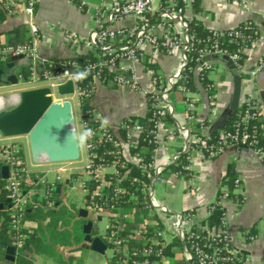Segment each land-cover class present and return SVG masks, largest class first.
<instances>
[{
	"label": "crops",
	"instance_id": "crops-1",
	"mask_svg": "<svg viewBox=\"0 0 264 264\" xmlns=\"http://www.w3.org/2000/svg\"><path fill=\"white\" fill-rule=\"evenodd\" d=\"M246 1V7H243L237 0H200L199 12H195L192 7L183 9V17L186 21L196 19L203 27L210 30L233 29L242 22L254 20L258 25V37L244 51V63L239 68L229 65L224 59L218 60L207 74L211 82L209 89L202 84L198 70L194 71L195 92H191V96L195 99L193 117L187 114L183 106L182 93L177 88L170 93L169 104L172 106V112L157 131L158 142L153 154L155 163L163 168V175L160 181L154 182L156 186L153 183L152 197L157 204L166 206L171 213L182 214L188 211L191 216L185 224L197 226L207 219L209 206L215 200L227 167L230 163L233 164L236 179L240 181L236 193L241 198L238 202L227 199L222 203L225 227L233 246L242 243L248 234L254 235L253 241L249 242L242 251L244 254L242 264H264V167L255 151L231 145L218 156L208 160L201 151L194 150L189 156L188 179L183 174L165 170L185 145L183 130H187L192 136L195 132H199L197 128L202 122L206 123V127L201 131L203 135L220 130L233 113V109L240 107L249 96L257 97L264 108V65L261 64L264 54V0ZM99 3L100 0H83V6L79 8L69 0H37L32 12H28L22 6L16 14L6 15L5 19H0V43H8L10 40L31 41L30 27L33 26L38 34L36 49L42 59L74 57L79 54L80 49L76 45L66 43L61 32L69 30L85 38L93 26V9ZM125 24L130 25L131 21H125ZM28 63L29 59L22 57L14 64L19 69L27 66ZM151 65L152 67L149 68L162 78L181 70L178 54L160 56ZM147 69L145 64L144 68H139L137 71L141 90H145L148 86ZM60 87L54 89L51 97L57 96L59 99L70 101L73 111L74 107L78 108L81 119L75 87L71 84V89L67 92H61ZM90 105L88 110L90 116L115 131L124 118L143 117L147 112V102L141 91H123L99 81L94 82ZM76 133L79 158L81 161L83 159L86 165L85 147L82 154L77 129ZM6 140L10 139H0V159L3 147L9 144ZM82 141L84 143L83 133ZM26 144L29 145V142L26 141ZM16 146L23 150V165L29 174L24 185L26 206H31L33 211L41 214L40 217L24 222V232L26 237L31 235L41 237L44 246L48 247L38 252L34 245L30 244L27 250L20 253L22 264H85L82 253L91 249L84 241L82 228L86 221L92 220L93 217L85 198L88 190L86 186L82 187V207L70 205L63 195V185L72 186L73 181L77 180L78 171L83 170L85 165L74 168L72 161L46 163L40 160L35 163L32 160L34 168L30 169L25 162L24 143L20 142ZM129 160L134 162L131 158ZM61 168H69V170L61 172L59 171ZM48 170L55 172L56 177L53 182H48L46 179L50 173L47 172ZM85 173L86 182L91 179L101 182L105 175V172L99 171L96 177L92 178L89 172ZM63 175H66V178L63 179ZM61 182L64 183L60 184ZM41 185L45 188L43 195L39 194L38 187ZM48 187L57 193L52 198V206L46 203L45 192ZM132 204L133 207L127 213L131 219L126 223L127 228H133L130 230V235L135 237L134 239H139L140 233L146 227H150L163 231L159 239L164 245L170 244L173 239L167 242L164 238V222H167L166 219L169 217L154 208L148 210L147 214L141 213L135 206V197L132 198ZM81 209L87 211L86 218L79 215ZM102 216L96 215V220L101 221ZM81 220L85 223L81 224ZM92 228L97 230L96 236L101 237L94 223ZM174 250H176L174 257L164 256L165 264H176L181 259H185L182 250L179 248ZM18 255L15 249L14 261H8L3 257L0 264H15Z\"/></svg>",
	"mask_w": 264,
	"mask_h": 264
},
{
	"label": "built area",
	"instance_id": "built-area-1",
	"mask_svg": "<svg viewBox=\"0 0 264 264\" xmlns=\"http://www.w3.org/2000/svg\"><path fill=\"white\" fill-rule=\"evenodd\" d=\"M37 0H0V10L5 11L7 16L16 14L22 6L28 12L33 11V7ZM71 3L78 5L79 8L83 6V0H69ZM194 0H100V3L93 9L92 22L93 26L89 30L87 36L82 38L78 34L69 30H62L61 36L66 43L78 46L80 52L78 55H85L93 52L97 57V62L88 64L82 72L71 71V68H77L76 62H67L58 69H52L51 65L42 59L36 49V39L38 37L37 30L31 26V41L7 44L0 43V62L5 61L10 57H27L28 74L26 80L23 81L18 75L19 81L17 85H34V87H47L50 89V94L60 86L71 83L75 87L78 97L79 109L81 112V129L84 137V147L86 151V165L85 169L90 173L92 178H95L99 171L111 172L119 175L118 169H126L123 176L128 173L126 163L136 165L149 179V182L142 185L141 192L144 196L143 208L145 210L158 209L162 214L167 215V225L180 241L188 238H197L193 233V227L186 225L190 214L171 213L166 206L157 204L153 200V183L160 181L163 175V168L157 165L154 161V151H151L152 160L148 162L142 161L138 156H131L129 154V146L138 140L140 134L144 130L142 125L138 122H124L115 131L109 128L102 121L93 119L92 122L84 118V111L81 101L90 99L92 97L93 85L95 81L106 82V85L113 86L123 91H141L144 95L147 106L151 111L148 122L152 124V129L149 131L153 135V143L157 145V131L165 122L167 116L172 112V106L169 104V95L174 89H178L183 95V106L190 117H193L195 108V99L191 96V92L187 89L184 81L183 71L187 66L188 53L196 51L199 55L195 70L198 72L210 71L216 65L219 59L226 56V51L219 48L217 40H210L209 38L203 43L201 47H195L193 36L188 31V21L183 17V9L192 7ZM243 7H246V0H237ZM130 20L131 24L126 25L125 21ZM214 33L219 31L213 30ZM235 37H239V31L230 29ZM254 41L250 42L252 45ZM247 49V48H246ZM244 49V51L246 50ZM82 51V52H81ZM178 54L181 60V70L175 74L166 77H160L156 72L149 68L147 69L149 75L148 86L145 90H141L139 80L137 78V71L139 68H144L145 64H154L160 56L176 55ZM76 55V56H78ZM240 58L238 53L228 56L232 65L239 68L237 61ZM261 64L264 65V54L261 59ZM106 70L111 77L108 79L101 77V70ZM91 77V79H88ZM88 80L86 87L80 88L78 83L80 80ZM43 84V86H40ZM38 85V86H36ZM15 99L9 102L10 106L18 104L19 94L14 95ZM244 103L247 108L242 114L243 120L255 118L262 121L264 127V108L255 96H249ZM3 109L5 107H2ZM86 113H89L87 111ZM203 123V122H202ZM75 129L76 125L74 124ZM206 126L200 125L194 135H190L187 130H183L182 134L186 139L184 147L181 152L193 151L191 143L199 145L201 151L206 159H212L218 156L223 150L231 145L244 146L252 149L261 159L264 167V152L255 147V141L252 140L248 132L236 129L234 133L220 132L219 140L215 144L207 143L206 139L210 138V134L203 135L201 131ZM123 128L126 130V139L119 135V130ZM106 144L111 145L118 151H110L114 157L109 161L102 160L99 164H94V158L97 157L96 149ZM126 151V152H125ZM18 148L14 145H5L2 149V157L0 162L9 167V177L6 179V188L8 190V198L10 199V233L13 234V247H20L26 238L24 232V213L26 207V194L23 186L28 180V172L24 168L23 161L17 155ZM127 154V156H126ZM179 153L173 157V162L177 160ZM79 158V149L77 156ZM134 162H131L129 159ZM73 159V160H75ZM41 161L50 163L46 158ZM69 168H61L59 171L66 172ZM47 172H50L48 170ZM59 177H57V180ZM120 178L116 180L114 189L110 194L104 193V186L107 185L104 178L98 186L95 195L99 204L91 203L92 209L102 212L103 210H116L115 221L118 223L117 232L126 227L128 214L120 213V209L116 206L117 200L124 193V188L121 186ZM240 181H234V192H238ZM48 191H52L48 187ZM48 196L46 198L48 199ZM131 195L130 198H134ZM225 201V200H224ZM222 201V203L224 202ZM234 201H239L234 199ZM48 205L52 203L47 200ZM106 206L107 208H103ZM119 210V211H118ZM209 210V209H208ZM209 212V211H208ZM209 215V214H208ZM119 219V221H118ZM201 228V225H197ZM207 228V227H206ZM206 243L204 247L199 246L198 243L192 242L190 247L183 244L181 250L184 254L185 260L189 263L193 257L196 258L197 264H235V261L240 260L242 251L247 244L254 239V235L248 234L242 243L237 246L231 244V238L225 227L224 217L219 227H212L207 229ZM162 232L157 231L156 236L161 237ZM110 241L120 248L126 245L127 239L119 238L115 234L110 235ZM222 242L221 246L216 243L211 246L212 242ZM157 240L150 242L151 246L140 251L139 256L148 257L155 254L160 258V261L151 262L148 258L140 262V264H162L164 256H162L161 249H154L158 245ZM160 245H164L160 242ZM222 251L226 252L225 255ZM131 255H137L138 252L133 251Z\"/></svg>",
	"mask_w": 264,
	"mask_h": 264
},
{
	"label": "trees",
	"instance_id": "trees-1",
	"mask_svg": "<svg viewBox=\"0 0 264 264\" xmlns=\"http://www.w3.org/2000/svg\"><path fill=\"white\" fill-rule=\"evenodd\" d=\"M199 2L200 0H194L192 4V8L195 12H199ZM36 7V3L34 5V9ZM6 13L3 10H0V19H5ZM235 30L239 31L240 36L235 37L231 33L230 29L219 31L217 33H214L213 30L207 29L203 27V25L197 21L196 19H192L188 21V31L193 36L195 47H201L203 43L209 38L210 40L214 41L217 40L218 46L220 49L226 51V56H228L238 53L240 58L237 61V65L241 66L244 63L245 54L244 49L248 48L250 46V42L254 41L258 37V25L254 20H249L246 22H242L238 24L235 28ZM16 43H23V41H12L10 40L7 44H16ZM199 55L196 51H190L188 53V62L187 66L183 71L184 81L187 89L190 92H195V86L193 82V75L194 71L197 65V59ZM9 62V58H7L5 61L0 62V69L6 70V66ZM45 62L46 65L50 64L52 69H58L62 65H64L67 62H76L78 64L77 68H71V71L74 72H82L88 64L97 62V57L94 55L93 52H90L85 55H78L71 58L66 59H58V58H51L46 59ZM147 67H152L151 64H147ZM23 73L27 76L28 74V66H23ZM209 71H202L199 73L200 80L202 84L209 89L211 87V82L207 78V74ZM101 77L108 79L111 77V74H109L106 70H101ZM89 81L82 79L79 81L78 86L80 88H84L88 85ZM106 85V82H102ZM91 99H85L81 101V105L84 106H91L90 102ZM247 108V105L243 103L240 107L236 108L229 119L223 124V126L220 128V130L210 133V138L206 139L207 143L215 144L219 140V134L220 132L224 133H234L236 129H240L241 131L248 132L251 135L252 140L255 141V147L259 148L261 151L264 152V127H262V121L256 120L255 118H251L248 120L242 119V114ZM91 109V107H90ZM151 115V111L149 109V106H147V112L145 116L143 117H126L123 119L124 122H138L143 127V131L140 134L137 141L130 144L129 146V154L131 156H138L142 159L144 162H148L152 160L151 151L155 148V144L153 143V135L149 133V131L152 129V124L148 122V118ZM89 113H84V118L88 119V121L92 122L93 119H90ZM168 118V116H167ZM166 118V119H167ZM165 119V120H166ZM206 126V123H200L198 127ZM126 130L121 128L119 130V135L121 138L126 139ZM191 147L194 150L199 149V145L196 143H191ZM110 151H118V149L113 148L111 145L106 144L104 146H100L96 149L97 157L94 158V164L101 163L102 160L109 161L111 160L115 154L109 153ZM191 151L188 152H181L179 151V156L177 160L173 163H171L169 166L165 168V170L170 171L171 173H180L183 174L185 178H189L190 175L188 173V166H189V156ZM17 155L20 157V160L23 161V150L21 148L18 149ZM126 163V168L128 169V173L123 176L124 171L126 169L119 168V175H116L111 172H107L104 175V180L107 183L106 186H104V193L106 195L110 194L112 189H114L116 180L121 179L120 183L121 186L124 188V193L120 196V198L116 202V206L118 209H120V213H128L129 210L133 207L132 199L130 198L131 195H134L136 198V208L141 213L147 214V211L143 208V201L144 196L141 192L142 185H145L149 182V179L146 178L145 174L134 164L132 163ZM76 176V175H74ZM236 180V175L233 170V164H229L227 167V172L222 178L221 186L216 194L215 200L210 204L209 206V215L205 221L201 222V228H198L196 225H193V233L197 236V238H188L184 241H180L178 238H174L170 244L168 245H160V242H162L160 237L156 236V232L159 231L157 229H153L150 227H146L141 233L139 239H134L135 237L130 235V230H132V227H125L123 230L117 232V225L118 224L115 221L116 210H110V214L108 215L109 219V226L107 228V234L105 238H101L103 243L106 245V247H111L113 249V255L109 261L108 264H140V262L144 261L146 258H148L151 262L154 261H160L159 257H156L155 254H151L148 257H141L139 256L140 251H143L144 249L151 246L150 242L152 240H157L159 243L158 245L152 246L154 249H161L162 256L165 257H174L176 255V250L174 248H179L181 250V247L183 244H186L187 247L191 246V243L196 242L199 244V246L204 247L206 243V235H207V229L212 227H219L221 225L222 219L224 217V208L222 205V201L227 199H238L240 200V195L234 192V181ZM87 185V194L85 196L88 204H99L100 202L97 201V197L95 195L96 189L98 188L100 182L96 181L94 179H91L87 182H85ZM24 190H26V187L23 186ZM48 201L51 202L53 197L57 195L55 190L48 191ZM8 190L6 188V180L0 179V202L4 203L6 199L8 198ZM46 200V202H47ZM103 208H107L106 206H103ZM34 209L31 206H28L25 213H24V222L26 220L40 217L41 214L38 211H33ZM119 211V210H118ZM137 211V212H138ZM184 214H190L185 212ZM0 260L3 259L5 254V247L1 244L4 243L7 246H13V234L10 233V220H11V214L10 209L6 206L3 210L0 211ZM119 221V219H118ZM127 223V221H125ZM81 224L85 223L84 220H81ZM207 227V228H206ZM91 234L97 235L96 229H91ZM115 234L119 238H125L127 239L126 247L127 249L123 251L122 248L117 250V247L110 241V235ZM215 243L218 246L222 245V242H212L211 246H214ZM30 244H33L34 247L37 249L38 252H42L45 248H48L47 246H44V243L41 239V237H37L36 235L27 236L24 239L23 244L20 247H15L16 251L19 253V255L16 258L15 264H22L23 260L21 257L22 251L27 250V248L30 246ZM205 248V247H204ZM205 249L210 250V248L206 247ZM133 251L138 252L137 255H131ZM226 252L222 251V254L225 255ZM244 262V254L240 255V260L235 261V264H242ZM12 264V263H9ZM176 264H197V260L195 257L192 258V260L187 263L185 259H181Z\"/></svg>",
	"mask_w": 264,
	"mask_h": 264
},
{
	"label": "water",
	"instance_id": "water-1",
	"mask_svg": "<svg viewBox=\"0 0 264 264\" xmlns=\"http://www.w3.org/2000/svg\"><path fill=\"white\" fill-rule=\"evenodd\" d=\"M21 58L22 56L10 57L6 70L0 69V87L17 85L18 75L23 81L26 80L23 69H18L14 64ZM222 59L233 66L227 57H222ZM70 89L71 83L60 87L61 92H67ZM88 110L89 106L82 108L84 112ZM74 124V111L70 101H53L50 89L47 87L25 90L19 93V102L16 106L0 110V139L27 136L30 154L35 163L42 158L50 162L73 160L78 150ZM240 147L244 148V146ZM8 177L9 167L0 162V179L6 180ZM5 206L10 208L9 198L4 203H0V211ZM79 215L86 218L88 213L81 209ZM92 227L91 220H87L83 225L84 241L90 245L93 252L104 254L107 247L100 237L91 235ZM1 244L5 247L4 258L14 261L15 248Z\"/></svg>",
	"mask_w": 264,
	"mask_h": 264
},
{
	"label": "rangeland",
	"instance_id": "rangeland-1",
	"mask_svg": "<svg viewBox=\"0 0 264 264\" xmlns=\"http://www.w3.org/2000/svg\"><path fill=\"white\" fill-rule=\"evenodd\" d=\"M21 81V80H19ZM38 86V85H36ZM40 86H43V84H41ZM37 87H34V85H10V86H6V87H0V99L2 98L5 101V105L3 108H0V110H6V109H11L13 107L10 106V104H8L9 102L13 101V96L16 94H19L22 91L25 90H30V89H36ZM53 101L55 102H62L64 101V99H59L57 96H53ZM74 103V101H73ZM74 111H75V125H76V129L79 133V148L82 154H84V143L82 141V132H81V119L79 117V112H78V108L74 107ZM10 140H6V142H9L8 145H19V143H24V152H25V162L28 168L33 169V162L31 159V155H30V149H29V145L26 144V141H28L27 136H21V137H15V138H8ZM20 141V142H19ZM16 144V145H15ZM18 149L19 147L16 146ZM68 162H74L73 166L74 168H78V167H83L85 165V161H81V158L75 159V160H67ZM77 161H81L80 163H76ZM84 170V171H83ZM80 169L78 171V177L76 181H73V185L72 186H67V185H63V195L66 197L67 202L70 205H74L76 207L79 206H83V199H82V187L87 185L85 184L86 182V173H88V171L84 168V169ZM74 171H76V169H74ZM75 173V172H74ZM73 173V175H75ZM88 175V174H87ZM55 172H50L46 179L48 182H53L55 180ZM66 178V175H63V179ZM88 181V180H87ZM83 182V185H82ZM64 182H61L60 184H63ZM156 186V183H154ZM39 188V194L43 195L44 194V185H41ZM48 189V188H47ZM78 191H77V190ZM98 190V188L96 189ZM45 196L47 195V190L45 192ZM47 203V202H46ZM48 205V203H47ZM50 206V205H48ZM27 207V206H26ZM89 209L92 212L91 216H93L91 219V221H93V223L95 224V227L98 229V233L102 238H105L106 236V230L108 227V215L110 214L108 210H103L102 212L100 211H95L92 209L91 203L89 205ZM127 214V213H126ZM96 215H103L102 216V220L101 221H97L96 220ZM131 218H129L128 216V220H130ZM127 220V221H128ZM97 231V230H96ZM160 231V230H159ZM163 233V231H162ZM175 235L173 233V231L170 229L169 227L166 225L164 226V238L167 242H169L172 239H174ZM123 251L127 249L126 245L124 247H122ZM113 255V249L111 247H107L105 254H97L91 250H84L82 253V257L84 258V261L86 262L85 264H108L109 260L111 259ZM162 264H165L164 262H162Z\"/></svg>",
	"mask_w": 264,
	"mask_h": 264
},
{
	"label": "bare ground",
	"instance_id": "bare-ground-1",
	"mask_svg": "<svg viewBox=\"0 0 264 264\" xmlns=\"http://www.w3.org/2000/svg\"><path fill=\"white\" fill-rule=\"evenodd\" d=\"M15 99V97H13V100ZM5 101L1 98L0 99V108H2L5 105Z\"/></svg>",
	"mask_w": 264,
	"mask_h": 264
}]
</instances>
